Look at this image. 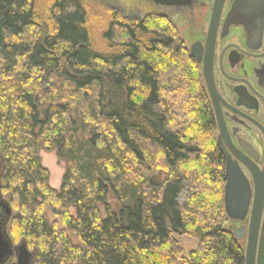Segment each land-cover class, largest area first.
<instances>
[{
  "label": "trees",
  "instance_id": "trees-1",
  "mask_svg": "<svg viewBox=\"0 0 264 264\" xmlns=\"http://www.w3.org/2000/svg\"><path fill=\"white\" fill-rule=\"evenodd\" d=\"M177 30L155 11L0 0L2 192L32 264H244L199 65ZM40 149L65 162L58 189Z\"/></svg>",
  "mask_w": 264,
  "mask_h": 264
},
{
  "label": "flooded vegetation",
  "instance_id": "flooded-vegetation-1",
  "mask_svg": "<svg viewBox=\"0 0 264 264\" xmlns=\"http://www.w3.org/2000/svg\"><path fill=\"white\" fill-rule=\"evenodd\" d=\"M234 2L235 0L223 2L211 51L212 84L217 95L216 109L221 132L216 122L215 105L201 74L207 53L206 39L213 0H179L178 3L160 6L151 3L155 12L168 17L176 26L179 25L178 22H183V43L187 41L185 46L188 53L192 52L199 58L197 61L193 57L199 65L203 89L215 124V142L224 161V171L226 163L234 166L246 178L247 186L252 192V173L240 158L249 159L257 170H263L264 1L260 0V5L254 11L252 8L246 9L247 13L254 15V25L244 24L239 18L231 19L226 25V17ZM187 25L190 29L186 30ZM3 168V161L0 159V217L7 218L8 232V225L17 217V213L11 209L9 218L6 215L5 202L8 199L2 192ZM232 222L236 224L234 230L243 225L246 231V220ZM241 240L245 241V233L241 235Z\"/></svg>",
  "mask_w": 264,
  "mask_h": 264
},
{
  "label": "water",
  "instance_id": "water-1",
  "mask_svg": "<svg viewBox=\"0 0 264 264\" xmlns=\"http://www.w3.org/2000/svg\"><path fill=\"white\" fill-rule=\"evenodd\" d=\"M150 1L154 5L160 6L163 4L178 3L179 0ZM223 2L224 0H213L206 39L207 53L203 60L201 72L215 109L217 95L212 84L211 51L214 45L216 28ZM258 5H260V0H235L226 17V25L233 18L241 19L244 24L254 25V15L247 13L246 9L252 8L254 11V8H257ZM190 54L199 61L198 56L192 52ZM215 116L218 130L221 132L222 127L217 109ZM0 159L2 160L1 156ZM240 159L252 173L254 188L251 192L250 187L248 188L247 186L248 181L246 178L234 166L226 163L223 185L224 213L227 219L231 221H247L246 231H244V226L241 225L232 232L237 240H240L241 235L245 233L244 264H264V165L263 170L259 171L252 165L249 159ZM5 207L6 215L9 218L12 210L8 200L5 202ZM17 218L20 219L18 214ZM6 221L7 218L2 219L0 217V264H4L10 257H14L15 264H32L33 251L28 248L27 242L24 239H20L16 244L12 242L7 232Z\"/></svg>",
  "mask_w": 264,
  "mask_h": 264
},
{
  "label": "rangeland",
  "instance_id": "rangeland-1",
  "mask_svg": "<svg viewBox=\"0 0 264 264\" xmlns=\"http://www.w3.org/2000/svg\"><path fill=\"white\" fill-rule=\"evenodd\" d=\"M89 3L91 5V9H93L94 11L100 7H103V8L118 10L123 15L129 16V17H142L146 13H149L155 10L154 5L148 0H89ZM97 16L99 17L100 20H102L103 18L101 17L102 15L99 16L97 14ZM178 23L179 25L177 26L175 25V26L176 28L178 27L177 31L183 40V29H184L183 22H178ZM188 28L190 29L189 25H187L186 30ZM38 156L40 158L41 164L48 170V184L51 187L58 189L60 187L63 174L65 172V162L58 158L55 150L46 151V150L40 149L38 151ZM5 197L7 196L5 195ZM187 197H188V190H187V187H184L178 199L180 202L184 203L186 202ZM12 210H14L19 215V218H20V214L17 211V209L16 210L12 209ZM226 226L230 231H233L236 228V224H234L229 219H227L226 221ZM176 238L178 239L179 244L182 246L185 252L194 248L197 243V240L189 235H181V236L176 235ZM20 239L21 238H19L18 241ZM241 242H242V245L244 246L245 241L241 240Z\"/></svg>",
  "mask_w": 264,
  "mask_h": 264
}]
</instances>
